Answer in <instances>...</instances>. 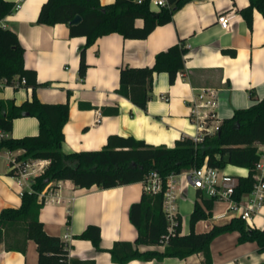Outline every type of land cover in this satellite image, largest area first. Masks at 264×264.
<instances>
[{"label":"crops","instance_id":"obj_1","mask_svg":"<svg viewBox=\"0 0 264 264\" xmlns=\"http://www.w3.org/2000/svg\"><path fill=\"white\" fill-rule=\"evenodd\" d=\"M7 1L18 7L0 24L17 33L25 47V68L34 70L37 80L46 83L38 88V98L46 103L70 105L69 119L64 126L65 152L99 150L107 144L110 135H132L147 144L174 147L176 140L193 137L198 132L193 109L205 119L208 113H214L215 117L206 122L213 127L230 118L236 109L250 107L264 97V16L255 9L249 26L239 12L250 4L249 0H189L174 11L170 22L156 26L144 39L125 38L116 32L100 36L86 50L85 78L79 75L80 48L86 43L85 36H70L66 23L54 26L38 23L39 11L47 0ZM100 1L105 5L115 0ZM152 9L158 11L161 7ZM231 10L235 12L233 24L226 30L219 24L218 16ZM137 25H143V20H137ZM183 39L188 50L184 70L178 72L173 84L168 73H154L152 99L146 110L117 93L122 66L151 67L158 52ZM204 91L214 93L215 108L197 107ZM31 95V88L15 89L0 80V99L21 104ZM13 126L9 138L39 134V121L33 116L15 118ZM22 152L0 147V213L6 207L21 205L24 187L10 174V158L19 157ZM224 170L237 178L248 173L245 167L231 164ZM191 187L184 188L181 194ZM194 190L195 205L198 190ZM143 192V182L86 188L64 178L52 199L46 192L48 200L40 210V220L48 234L65 241L68 264L74 261L117 264L109 249L117 241L136 239L137 229L129 219V208L140 201ZM226 207L227 202L216 201L212 214L224 212ZM179 213L181 234H189L191 213L189 226L180 207ZM233 217L213 222L201 219L194 231H209L214 224L229 222ZM255 222L259 225L257 228H264V207ZM89 225L100 227L102 250H97L90 240L76 237ZM22 227L19 226L18 233L13 229L8 232L0 244V264H38L34 240H28L24 251L10 244L15 239L20 244L24 242ZM238 236L237 231L221 234L212 240L209 248L185 258L165 257L161 261L145 262L134 259L126 264H264V254L258 252L257 243H238ZM160 248L163 245L141 246L142 250Z\"/></svg>","mask_w":264,"mask_h":264},{"label":"trees","instance_id":"obj_2","mask_svg":"<svg viewBox=\"0 0 264 264\" xmlns=\"http://www.w3.org/2000/svg\"><path fill=\"white\" fill-rule=\"evenodd\" d=\"M149 1L138 3L136 0H115L104 5L100 0H47L41 6L37 22L53 26L66 23L70 36L86 37L85 45L80 48L79 64V75L85 78L88 69L86 50L98 37L116 32L125 38L144 39L156 26L170 22L174 11L189 0H169L168 5L158 11L150 7ZM249 3L239 12L251 27L255 9L264 16V0H249ZM16 8L14 2L0 0V22ZM77 15L81 16V20L72 24L71 21ZM139 19L143 20L141 26L137 25ZM187 52L183 39L158 52L151 67L122 66L117 93L146 110L152 99L154 73H168L169 82L173 84L178 72L184 70ZM24 58L25 47L17 33L0 24V80L15 89L31 88L32 94L21 104L0 99V126L9 133L17 117L33 116L39 121L38 135L10 137L2 141L0 147L12 151L22 150L20 159L41 158L50 161L45 171L34 178L32 192L24 190L21 205L18 208L6 207L1 211L0 244L12 229L18 233L21 225L25 233L24 242L20 244L21 241L15 239L10 243L14 249L24 251L28 240L32 239L37 244L38 264H68L65 241L44 230L40 220L44 201L39 199V193L49 184L64 178L72 180L79 187L97 185L110 188L143 182L154 171L166 178L204 163L220 169L231 164L249 170L247 177H239L234 198L240 200L244 193L253 189V174L259 159L257 143L264 142V97L250 107L236 109L230 118L221 121L214 134L205 133L200 142L184 136L176 140L174 147L164 144L155 146L132 135H110L107 144L99 150L65 152L64 126L69 119L70 105L68 102L46 103L38 98V88L46 83L37 80L34 70L25 68ZM23 77L27 79L21 85L18 82ZM251 97L255 98L254 94ZM10 174L13 175L12 172ZM142 196L129 208V219L137 229V237L133 242L117 241L111 246L109 252L114 263L126 264L134 259L145 262L153 259L161 261L165 257L185 258L209 248L215 237L233 231L239 233L238 243L256 242L258 252L264 254V228H251L240 217H233L223 224H214L209 231L196 233V222L208 218L216 202L201 191L197 193L190 215L192 231L183 235L180 227L178 234L163 245L162 237L169 225L163 210V195L144 191ZM76 237L90 240L97 250H102L99 226L89 225ZM143 245H163V248L142 250ZM73 264L78 262L74 261Z\"/></svg>","mask_w":264,"mask_h":264},{"label":"built area","instance_id":"obj_3","mask_svg":"<svg viewBox=\"0 0 264 264\" xmlns=\"http://www.w3.org/2000/svg\"><path fill=\"white\" fill-rule=\"evenodd\" d=\"M143 1L145 0H136L138 3H142ZM168 3V0L149 1L151 8L162 7L168 5ZM234 16V10L225 12L218 16V22L222 28L229 30L232 27ZM26 79L23 77L18 83L21 85L25 84ZM199 97L201 103L197 107H216L217 102L214 99V93L212 91H204ZM192 114L196 116L195 123L197 124L198 130L192 137L195 141H202L205 133L214 134L219 123L215 128L206 123L207 119L215 117L214 113H208L206 119L197 109H193ZM7 138H9L8 132L0 126V143ZM257 151L259 153V159L255 165L256 168L253 174L255 184L253 189L250 192L244 193L240 200L234 198V192L239 178L229 174L224 169L212 167L207 163H204L200 167L195 166V168L183 171L180 174H170L166 178L161 177L157 171L149 173L143 181L144 191L154 195L162 193L163 210L169 223L167 233L162 237V244L166 245L179 232L178 228L181 226V221L176 200L184 188L188 186H192L198 191H201L206 197L214 198L216 201L227 202L225 211L211 214L207 218L210 221L213 222L221 220L226 216L234 215V217L243 219L249 227L257 228L255 218L261 213L264 207V142L257 143ZM10 159V170L13 173V177L20 186L24 187V190L28 189L29 192H32L34 178L43 173L50 162L49 159L41 158L20 159L19 157H12ZM247 172L245 177L249 175V170ZM54 184H49L39 193V199L43 200L44 203L48 200L46 192H49V196L51 197L49 199H52V194H55V189L60 185V181ZM24 190L22 191L23 193Z\"/></svg>","mask_w":264,"mask_h":264},{"label":"rangeland","instance_id":"obj_4","mask_svg":"<svg viewBox=\"0 0 264 264\" xmlns=\"http://www.w3.org/2000/svg\"><path fill=\"white\" fill-rule=\"evenodd\" d=\"M216 126H217V124L215 123L213 125V128H215ZM194 201H195V190L193 187H191L183 195L179 194V200H177V203H176L178 209L180 207V212L183 216L184 222L188 226H189V215L193 209ZM178 204H179V206H178ZM257 227H259L258 224H257Z\"/></svg>","mask_w":264,"mask_h":264},{"label":"water","instance_id":"obj_5","mask_svg":"<svg viewBox=\"0 0 264 264\" xmlns=\"http://www.w3.org/2000/svg\"><path fill=\"white\" fill-rule=\"evenodd\" d=\"M81 20V16L80 15H77V16H75L74 18H73V20L71 21V23L73 24V23H77V22H79Z\"/></svg>","mask_w":264,"mask_h":264}]
</instances>
